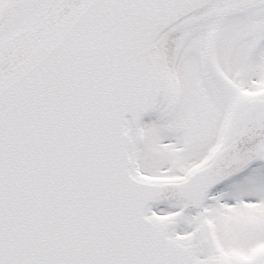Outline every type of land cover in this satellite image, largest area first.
<instances>
[{"label":"snow or ice","instance_id":"6c2138e0","mask_svg":"<svg viewBox=\"0 0 264 264\" xmlns=\"http://www.w3.org/2000/svg\"><path fill=\"white\" fill-rule=\"evenodd\" d=\"M0 264H264V0H0Z\"/></svg>","mask_w":264,"mask_h":264}]
</instances>
